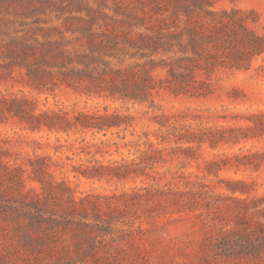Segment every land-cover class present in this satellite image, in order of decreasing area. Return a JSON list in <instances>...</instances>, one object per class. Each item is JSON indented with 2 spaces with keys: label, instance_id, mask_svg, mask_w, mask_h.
<instances>
[{
  "label": "rangeland",
  "instance_id": "rangeland-1",
  "mask_svg": "<svg viewBox=\"0 0 264 264\" xmlns=\"http://www.w3.org/2000/svg\"><path fill=\"white\" fill-rule=\"evenodd\" d=\"M56 1L63 3L66 12L42 15L53 25L78 16L70 12L76 6L102 9L110 17L108 24L125 18V12L131 13L133 23L139 17L151 29L166 27L172 20L180 28L200 21L194 17L185 23L172 17L170 0ZM117 5L122 6V13L114 11ZM222 9L245 11L249 26L263 31L264 0H217L214 10ZM109 27L102 26V30ZM67 36L73 37L71 32ZM170 55L173 52L154 57ZM153 74L169 84L166 68L159 67ZM205 79L206 75L198 74L194 80ZM212 81L216 86L212 96L175 94L164 88L154 95V104L143 106L87 96L66 85L39 94L19 80L0 85V89L36 96L38 110L61 106L93 111L110 106L133 113L149 109L195 128L229 125L233 116L264 110V54L253 59L251 69L219 71ZM148 117L134 120L127 130L106 134L34 131L19 118L0 121L4 162L14 168L16 176L0 177V264H264V162L259 169L224 166L219 170L214 164L223 154L240 149L263 151L264 138L217 148L165 141L157 146L166 148V161L146 169L145 174L122 179L76 176L73 166L92 159L95 152L103 165L140 155L144 146L132 143L137 140L134 130L159 127ZM150 139L158 142L153 134ZM36 158H46L52 186L35 179Z\"/></svg>",
  "mask_w": 264,
  "mask_h": 264
},
{
  "label": "trees",
  "instance_id": "trees-1",
  "mask_svg": "<svg viewBox=\"0 0 264 264\" xmlns=\"http://www.w3.org/2000/svg\"><path fill=\"white\" fill-rule=\"evenodd\" d=\"M170 3L172 17L185 23L194 17L200 21L180 28L172 20L166 27L151 29L145 27L139 17L137 23H133L131 13L125 12V18L108 24L106 19L110 17L102 9L76 6L70 12L78 16L67 18L62 25H53L42 15L57 10L64 14L63 3L56 0H0V85L23 80L39 94L66 85L87 96H104L143 106L154 104V95L164 88L175 94L212 96L216 92L213 74L249 70L253 59L264 54V26L262 32L252 29L245 11L214 10L217 0H170ZM114 11L119 14L123 8L117 5ZM102 26L109 29L102 30ZM68 32L73 37L69 38ZM170 52L173 56L166 59L154 57ZM159 67L168 71L167 86L153 74ZM198 74L206 75V79L194 80ZM122 108L104 106L85 111L59 106L58 109L38 110L36 96L0 89V121L19 118L34 131L47 129L69 133L77 130L106 134L115 129L127 130L134 120H143L151 114L148 119L156 121L159 127L150 130L147 125L141 132L134 130L132 133L137 136L132 143L137 147L144 146L139 150L140 155L131 161L116 160L103 165L95 158L99 152H95L92 159L81 160L79 165L73 166L76 176L86 178L122 179L134 173L145 174L146 169L166 161V148L157 146L165 141L200 146L206 143L217 148L264 138V110L233 116V123L229 125L195 128L191 123L179 125L172 115L156 114L154 110L136 109L126 113L121 111ZM192 118L200 119V115ZM151 134L158 139L157 143L150 139ZM90 144L86 142L87 146ZM102 144L110 146L109 143ZM91 146L99 147L98 144ZM187 149L193 150V147ZM5 155L0 144V177L14 179V168L4 162ZM263 162L264 150L245 153L240 149L238 153L223 154L214 164L219 170L224 166L259 169ZM47 167L46 158L34 159L35 179L52 186L54 180Z\"/></svg>",
  "mask_w": 264,
  "mask_h": 264
}]
</instances>
